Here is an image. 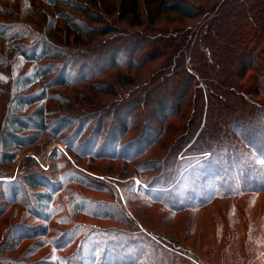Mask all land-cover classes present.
<instances>
[{"label":"trees","instance_id":"1","mask_svg":"<svg viewBox=\"0 0 264 264\" xmlns=\"http://www.w3.org/2000/svg\"><path fill=\"white\" fill-rule=\"evenodd\" d=\"M157 2L194 23L159 24L150 0H129L137 29L127 48L138 53L123 64L132 68L125 84L134 88L113 109L122 115L111 124L117 151L105 155L155 175L142 196H126L121 211L94 213L122 227L77 228L70 260L46 264H264V202L255 211L247 203L264 194V0ZM0 138L5 152L18 144L12 130ZM21 227L0 244V264H21L3 254L49 232L43 224Z\"/></svg>","mask_w":264,"mask_h":264},{"label":"rangeland","instance_id":"2","mask_svg":"<svg viewBox=\"0 0 264 264\" xmlns=\"http://www.w3.org/2000/svg\"><path fill=\"white\" fill-rule=\"evenodd\" d=\"M149 6L159 24L194 23L157 0ZM128 7L129 0H0V134L12 130L18 141L5 152L0 138V244L13 229H27L21 225L49 228L45 239L17 243L15 252L3 254L6 260H70L76 229L121 226L94 213L121 211L126 196H142L140 187L155 175L105 157L117 151L111 124L122 115L114 117L113 109L134 88L125 84L132 68L123 64L138 53L127 48L137 29ZM117 26L124 32H110ZM121 44L123 52L108 50ZM13 118L24 125L10 127ZM109 129L115 134L106 141ZM13 151V160L4 157ZM263 202L264 194H253L247 203L255 211Z\"/></svg>","mask_w":264,"mask_h":264}]
</instances>
